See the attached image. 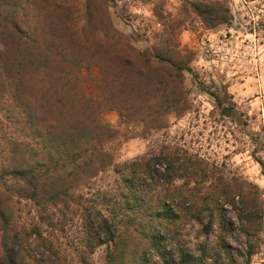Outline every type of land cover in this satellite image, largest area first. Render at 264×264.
<instances>
[{"label": "trees", "instance_id": "obj_1", "mask_svg": "<svg viewBox=\"0 0 264 264\" xmlns=\"http://www.w3.org/2000/svg\"><path fill=\"white\" fill-rule=\"evenodd\" d=\"M51 1H26L28 7L22 8L29 13L23 17L32 13L29 21L10 10L21 7L19 3L0 0V96L16 101L17 122L23 123L22 139L10 150L13 159L0 167L5 186H0V264H60L57 252L42 251L51 241L39 229L32 244L30 234L16 223L8 200L13 196H6V190L36 204L49 227L61 221L52 210L81 212L85 264L104 244L106 264H251L264 243L259 186L231 177L182 148L165 147L116 165L121 176L115 192L99 195L110 216L93 199L74 192L113 164L104 147L113 128L104 121L103 108L142 112L147 98L153 97L161 102L158 115L187 110L182 85L192 58L179 49L170 31L161 34L160 47L142 52L115 34L75 35L65 16V1ZM182 1L208 27L231 19L224 1ZM105 26L113 29L110 18ZM89 53L99 68L95 76L82 72L83 67H94L84 66ZM255 137L264 149V124ZM257 152L253 157L264 168ZM120 214L130 221L124 232L111 219ZM190 223L197 227L194 234Z\"/></svg>", "mask_w": 264, "mask_h": 264}, {"label": "rangeland", "instance_id": "obj_2", "mask_svg": "<svg viewBox=\"0 0 264 264\" xmlns=\"http://www.w3.org/2000/svg\"><path fill=\"white\" fill-rule=\"evenodd\" d=\"M10 1L21 6L10 10L16 9L19 18L30 21L32 13L23 17L28 12L23 8L28 7L26 1L39 0ZM64 1L70 32L75 35L115 34L132 50L142 52L158 46L161 34L170 31L179 49L192 58L191 69L184 72L182 85L189 104L187 110L176 109L158 115L155 110L161 102L153 97L147 98L142 112L103 108L104 121L113 128L112 136L104 144L112 154L113 164L74 192L93 199L104 214L110 216L106 202L99 195L103 191L115 192L121 176L115 166L172 147L203 158L231 177L257 184L264 202V168L253 157V151L258 150L256 156L264 162V149L255 139L264 124V0H221L228 4L232 15L228 23L215 27H208L191 9L184 8L182 0ZM108 18L113 29L105 26ZM103 20L104 23H98ZM211 40L217 44L223 58L214 61L209 47ZM87 63L94 67L91 71L83 67V74L95 76L99 68L95 67L90 53L84 66ZM89 90L96 95L94 88ZM39 96L41 99V94ZM19 112L14 99L0 96V167L10 163L12 144L22 139L23 123L21 119L17 122ZM0 186H4L1 177ZM5 192L6 196H13L8 199L13 218L30 234L32 244L38 239L33 232L39 229L42 236L51 241L47 249H42L44 254L57 252L60 264H85L81 254L87 249L86 226L81 212L73 209L62 214L52 210L55 219L61 221L49 227L41 220L36 204L19 199L11 190ZM111 219L119 225L120 232H124L130 222L122 214ZM196 228L194 223L188 225L192 234ZM107 251L108 245L98 246L90 253L88 262L106 264ZM33 256L38 257L36 253ZM251 264H264V243Z\"/></svg>", "mask_w": 264, "mask_h": 264}, {"label": "built area", "instance_id": "obj_3", "mask_svg": "<svg viewBox=\"0 0 264 264\" xmlns=\"http://www.w3.org/2000/svg\"><path fill=\"white\" fill-rule=\"evenodd\" d=\"M209 47L213 51L214 61L218 60V58L221 57L222 54L220 53V50L217 49V44L214 42V40H211Z\"/></svg>", "mask_w": 264, "mask_h": 264}]
</instances>
